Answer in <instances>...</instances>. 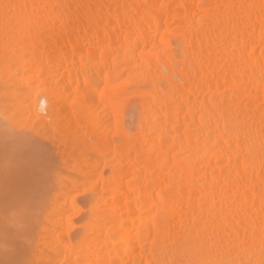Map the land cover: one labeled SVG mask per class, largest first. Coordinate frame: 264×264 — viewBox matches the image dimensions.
<instances>
[{
	"label": "bare ground",
	"instance_id": "obj_1",
	"mask_svg": "<svg viewBox=\"0 0 264 264\" xmlns=\"http://www.w3.org/2000/svg\"><path fill=\"white\" fill-rule=\"evenodd\" d=\"M0 89L71 158L22 264H264V0H0Z\"/></svg>",
	"mask_w": 264,
	"mask_h": 264
},
{
	"label": "rangeland",
	"instance_id": "obj_2",
	"mask_svg": "<svg viewBox=\"0 0 264 264\" xmlns=\"http://www.w3.org/2000/svg\"><path fill=\"white\" fill-rule=\"evenodd\" d=\"M4 111L0 113V264H22L36 246L57 175L69 173L71 158L62 155L54 139L34 134V127L6 120ZM86 198L83 195L80 201Z\"/></svg>",
	"mask_w": 264,
	"mask_h": 264
}]
</instances>
